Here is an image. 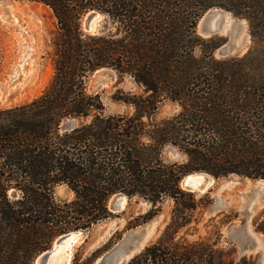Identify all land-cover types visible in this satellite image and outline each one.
<instances>
[{
	"label": "trees",
	"instance_id": "obj_1",
	"mask_svg": "<svg viewBox=\"0 0 264 264\" xmlns=\"http://www.w3.org/2000/svg\"><path fill=\"white\" fill-rule=\"evenodd\" d=\"M29 1L56 20L53 74L35 97L0 107V264H32L57 236L91 229L111 216L116 193L150 203L127 228L172 202L159 236L123 264H233V247L223 260L215 240L187 237L203 197L180 180L193 171L264 179V0ZM212 7L246 20L245 53L217 57L225 39L197 32ZM89 10L107 16L106 33L82 32ZM101 68L142 87L118 99L131 111L106 113L87 90ZM165 101L177 110L159 117ZM58 185L71 197L57 198ZM109 242L80 247L71 264H94Z\"/></svg>",
	"mask_w": 264,
	"mask_h": 264
},
{
	"label": "rangeland",
	"instance_id": "obj_2",
	"mask_svg": "<svg viewBox=\"0 0 264 264\" xmlns=\"http://www.w3.org/2000/svg\"><path fill=\"white\" fill-rule=\"evenodd\" d=\"M213 8L221 9L219 7ZM231 16L235 18L237 23L228 25L224 31H218L212 35L223 37L225 42L233 38L235 40L240 38L237 48L227 56L242 55L251 44L248 25L244 18L234 16L231 12L225 17L229 19ZM82 18L81 30L84 32ZM242 24L243 27L240 29ZM55 28L56 20L51 10L41 3L29 0L0 3V84L11 83L8 88L10 97L4 98L0 107L30 100L50 82L53 68L48 53L51 51L50 43ZM196 30L200 35L207 36L202 33L198 22ZM214 54L217 57H225L218 54V48L215 49ZM86 88L89 92L100 95L106 113L131 111L130 105H126L118 99L127 94L143 92L142 87L136 85L129 77H118L113 71L104 68L89 76ZM176 110L175 104L165 101L159 108L158 116L165 117ZM168 158L170 160L182 159L179 154L171 151L168 152ZM211 176L210 184L209 182L202 184L203 191H191L196 198L203 197V199L195 211L197 222L191 223L195 231L188 234L187 237L192 239L197 236H205L215 240L216 247L224 252L223 260H228L227 251L233 247V264H264V187H262L264 179H251L236 174L220 177ZM259 190L262 195L255 199L259 195L257 194ZM54 193L57 198L71 197V193L64 185L55 187ZM149 208L150 203L143 199L127 198L124 206L111 214L110 218L113 223L110 234L99 247L110 241L107 248L109 249L123 234L148 222L150 219L131 228L126 227L127 224L135 222L133 218L142 215ZM171 208L172 202L170 200L167 199L161 203L160 209L153 215H160V218L156 222L154 231L147 243L159 236L169 220ZM103 226H105L103 223L95 225L89 229V232L95 228L101 229ZM245 233L258 239V245L255 249H248ZM80 247L83 255L86 254L83 245L77 243L72 252L73 257ZM65 256L66 253L59 254L58 261L64 260Z\"/></svg>",
	"mask_w": 264,
	"mask_h": 264
},
{
	"label": "water",
	"instance_id": "obj_3",
	"mask_svg": "<svg viewBox=\"0 0 264 264\" xmlns=\"http://www.w3.org/2000/svg\"><path fill=\"white\" fill-rule=\"evenodd\" d=\"M13 1V0H0V2ZM226 13H230L227 10L222 8L217 10L216 8H209L206 10L199 18L201 31L203 34L210 36L218 31H224V18ZM231 23L236 24V20L231 16ZM198 20V21H199ZM228 26V25H227ZM226 26V27H227ZM109 22L107 16L98 10H89L84 17L82 18V29L84 32L89 34H103L109 30ZM232 29V26H231ZM239 41L235 38L230 39L227 42H224L218 47V54L220 56H227L229 53L234 51L237 48ZM102 70L97 69L94 73ZM10 82H5L0 84V104L2 99L10 97L8 88L10 87ZM72 122H68L65 127H70ZM200 174L203 176V181L206 180L212 181V176L204 171H193L185 174L180 180V186L189 191H203V186H199V189L196 190L192 183V176ZM127 196L123 193L113 194L109 199V210L111 213L121 209L125 202L127 201ZM111 217V216H110ZM103 220L100 223L105 224L101 229L95 228L91 232L85 229L73 230L67 233L57 236L51 243L50 247L41 251L33 260L32 264H71L73 259V250L74 246L79 243L83 245L85 252H90L95 248H98L105 238L110 234L112 221L111 218ZM160 218V215L153 216L150 220L142 224L139 228L131 230L121 236V238L109 249L105 250L94 262V264H123L127 259L132 255L139 252L145 245H147L148 240L154 231L155 224ZM97 224V225H100ZM233 229V228H232ZM245 242L248 243V249H255L258 245V239L252 238L248 234H244ZM73 237V238H71ZM68 241V242H67ZM67 242V243H66ZM63 245L65 248L63 252L68 251V259L64 261H58V252L57 249H60ZM244 250V247H242ZM62 252V253H63Z\"/></svg>",
	"mask_w": 264,
	"mask_h": 264
},
{
	"label": "bare ground",
	"instance_id": "obj_4",
	"mask_svg": "<svg viewBox=\"0 0 264 264\" xmlns=\"http://www.w3.org/2000/svg\"><path fill=\"white\" fill-rule=\"evenodd\" d=\"M13 1H15V0H13ZM5 2H9V1H5ZM0 3H2V2H0ZM14 3V2H13ZM13 3H11V4H13ZM19 3V2H18ZM17 4V3H16ZM18 5V4H17ZM8 6V5H7ZM12 6V5H11ZM11 8H14V7H11ZM227 14V13H226ZM226 16V15H225ZM202 20V18L198 21V23H201L200 21ZM231 21H232V19L229 17V19H226V17L224 18V25H225V28H226V26L227 25H229L230 23H231ZM243 27V24L240 26V29ZM238 35H239V33H238ZM240 39V38H239ZM239 39H237V41H240ZM3 101V99L1 100V102ZM192 178V183H193V186H194V188H198L199 189V186L201 185L202 186V184L204 185V183H206V182H209V184L211 183L210 182V180L208 181V180H206L205 182L203 181V176L202 175H200V174H195L194 176H192L191 177ZM262 187H264V185H262ZM198 189H196V190H198ZM257 194H259V195H257L256 197H255V199H257L258 198V196H261L262 195V193H261V191L259 190V191H257ZM263 198V197H262ZM71 238H73V237H71ZM68 242V241H67ZM66 242V243H67ZM64 248H65V245H63L60 249H57V251L56 252H58V255L59 254H61L62 252H63V250H64ZM63 253H66V256H65V260L66 259H68L67 257L69 256V252L68 251H66V252H63ZM59 260V259H58ZM62 261H64V260H61L60 262H62ZM97 261V260H96ZM62 264V263H61Z\"/></svg>",
	"mask_w": 264,
	"mask_h": 264
}]
</instances>
